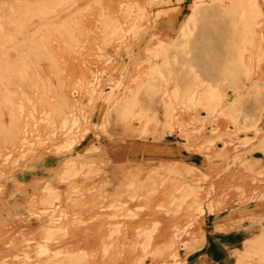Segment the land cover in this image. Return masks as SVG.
Instances as JSON below:
<instances>
[{
    "label": "rangeland",
    "instance_id": "374dc122",
    "mask_svg": "<svg viewBox=\"0 0 264 264\" xmlns=\"http://www.w3.org/2000/svg\"><path fill=\"white\" fill-rule=\"evenodd\" d=\"M194 2H79L84 4L82 18L89 21L94 44L107 37L120 43L89 51L84 65L69 73L64 99L58 100L54 91L41 101H30L46 105L54 112L53 118L62 114L67 121L78 120V134L91 126L92 142L80 154L64 160L70 164L67 168L58 167L49 175L45 163L55 160L59 146L67 149L73 141L70 137L59 132L37 134L28 125L27 138L19 141L18 137L9 139L7 129H0V228L8 229L13 235L6 236L19 245L32 249L26 252L29 256H42L40 246L46 242L41 238L50 234V228L104 229L103 223L110 220L117 222L116 228L145 229L139 233L143 243L149 242L143 236L154 235L155 229H172V234L156 243V259L149 254L147 264L161 260L158 254L168 251L171 244L180 253L173 264H264V18L247 37L245 30L231 33L242 0H231L221 12H215L216 4H209L206 16L202 8L194 10ZM260 2L264 5V0ZM183 23L185 32L178 38L175 31ZM161 25L172 29L156 33ZM147 37L154 39L153 46L159 52L178 55L157 62L141 57L135 64L110 55L136 52L135 43ZM226 42L237 47L233 53L227 51ZM190 47L197 48V54H192ZM102 52L108 54L101 56ZM148 84L159 88L151 92ZM140 90L161 94L155 99L166 103L154 105L159 107L158 113L150 110V104L117 102L121 94ZM199 109L205 112L192 121ZM137 124L143 131L135 128ZM187 125L190 129H184ZM216 125L228 127L213 146L209 131H217ZM203 126L209 132L205 136ZM154 127L155 135L146 132ZM184 132L191 134L186 136L189 147L179 144L176 137L168 138ZM55 137L60 141L57 145ZM122 138L124 145L140 138V144L155 145L154 138H166L167 146L183 152L163 162L146 153L139 152L144 161L135 152L129 153L114 182L115 163L109 147ZM189 154H199V160L190 162ZM76 163L79 172L71 176ZM145 180L147 191L138 190L137 185ZM89 182L98 184L76 196L75 187ZM133 185L137 194L130 197L127 188ZM117 190L125 193L116 203H107ZM160 196L156 214L136 207L153 205ZM73 197L80 201L71 202ZM57 198H61L60 203ZM166 213L162 223L158 214ZM208 215L214 217L213 226L204 224ZM195 219L197 223H193ZM192 228L195 232H187ZM99 234L90 232L92 237ZM121 235L115 233V238Z\"/></svg>",
    "mask_w": 264,
    "mask_h": 264
},
{
    "label": "bare ground",
    "instance_id": "6f19581e",
    "mask_svg": "<svg viewBox=\"0 0 264 264\" xmlns=\"http://www.w3.org/2000/svg\"><path fill=\"white\" fill-rule=\"evenodd\" d=\"M78 1L82 2L83 0ZM78 1L0 0V129H7L5 135L9 139L18 137L19 141L27 138L26 134L30 132L28 125H31L32 132L37 134H41L42 131L48 133L59 132L70 137L73 141L69 143L67 149H63L65 145L59 146L56 158H54L55 160L45 163L44 167L51 170L48 171L49 175L53 174V170L58 167L65 165L64 167L67 168L70 164H65L64 160L80 154L92 142L94 130L91 126H88L83 133L80 134L79 131L78 134L75 126L79 122L78 120L67 121L66 117L62 114H58L57 118H53L54 112L49 111L46 105L30 100L41 101L49 94H53L54 91L57 93L58 100L64 99V96L68 95L66 86L69 84H67L69 73L84 65V57L89 55V51L95 48L103 50L107 47H116L120 43L116 38L107 37L101 38L100 41L94 44V37L91 29L88 28L89 21L87 23L82 18L84 4H79ZM230 1L206 0L203 3H198L195 0L193 8L194 10L202 8L201 12L206 16L209 4H216L215 12H221ZM238 1L234 0V3ZM242 1L244 4L240 5H242L243 10L241 8L237 12L236 18L232 22L231 33L245 30V35L250 37L249 31L254 32L252 28L257 27L264 18V5L261 4L260 0ZM171 29L170 26L161 25L157 27L156 33L161 31L170 32ZM184 32L183 23V26L175 31V35L179 38L183 36ZM153 42L154 39L152 37L142 38L139 42L135 43L134 48H136V52L109 54L116 55L120 59L123 57V62H132L131 64L138 63L141 57H144L147 61L157 62L161 61L163 57L178 55V53L159 52L153 46ZM226 47L229 53H233V50L237 48L232 47L229 42H226ZM188 49L192 50V54H197L196 52H198L195 47ZM253 49L251 48L250 50L253 51ZM107 54L108 52H102L101 56ZM252 54L254 55L255 52L253 51ZM187 55H190V53H187ZM148 87H150L149 90L151 92L159 88V86L154 84H148ZM149 90L121 94L117 102L123 105L150 104V110L153 109L155 113H158L159 107H154V105L166 103V101L155 99L161 96V94L156 96ZM111 96H114V94ZM162 96L166 95L163 94ZM218 103H223V101H218ZM202 111L204 110H195L192 121H195L205 112ZM142 127V125L138 126L137 124L135 128H138V131H143ZM227 127L221 128L219 125H216L217 131H209L211 138H213V146L216 145L217 140L222 136L223 131ZM202 128L205 129L202 136H205L208 132V127L203 126ZM184 129L190 128L187 125ZM146 132L155 135L156 128L154 127L153 130L147 129ZM188 133H174L169 135L168 138L176 137L179 140V144L181 143L189 147L191 142L186 136L191 134ZM122 140L123 138L120 140V143L109 147L110 155L115 163V166L112 167L116 173L112 177L115 180L114 182L119 178L117 174L119 165H124V158L129 153L135 152L137 157L143 161L144 159L140 156L139 152L146 153L156 157V161L163 162L183 152L178 150L176 146H167L165 144V141L168 142L166 138L163 140L161 138H154L155 145L145 142L140 144L137 141L141 140V138L125 145ZM54 142H56L54 143L55 145L60 143L56 137L54 138ZM198 156L200 155L189 154L190 162L199 160ZM74 159L72 161H75ZM186 159H188L187 155ZM79 166V163H76L71 167V176L78 174ZM97 184L95 182H89V184L81 183L78 185L79 187H75L74 192L77 196L78 192L85 188L88 190L89 188H96ZM135 186L127 188L128 194L126 195L130 196L132 194L135 196L137 194V191L134 189ZM137 188L138 190L144 189L147 191L146 180L143 183H139ZM111 191H115V188ZM122 193L125 192L117 190L106 199V202L111 204L116 203V199ZM123 198L121 196V199ZM159 199H161V196L156 199L157 201L153 205L150 202V205H147V203L144 205L137 204L136 207H139L141 210H151L152 213L156 214V206H160L158 204ZM55 200L59 203L61 202V198ZM79 201L80 199H77V197L71 198V202L73 203ZM210 213L209 215H212L213 212L210 211ZM158 215L161 218L160 221L163 223L164 219L165 223V216L168 214ZM203 216L204 210H202L201 217L198 218L202 219ZM197 222V219L193 221V223ZM206 223L207 219L204 224ZM114 224H117V222L106 221L103 223L104 229H94L89 226L83 229L71 228L60 230V228H50L47 230L50 234L41 238L46 242L40 246L44 252L42 256H29L28 253L32 249H26L23 245H19L14 238L7 237L6 234L10 236L13 234L8 233V229L1 227L0 264H147L146 259L149 257V254H152L153 258L156 259L154 248H159L156 246V243L165 240L167 235L172 234V229L169 228L155 229L153 230L154 235L143 236L149 241L148 243H143V239L139 233L145 229L140 231L138 228H116ZM198 225L202 226L201 224ZM196 229H187V232L192 233ZM61 231L63 233H60ZM90 232H101V234L92 237ZM115 233H122V235L115 238ZM168 249V251L158 254L157 258L160 257L161 260L157 259L155 264H173V260H177L180 257V253L174 244H171ZM66 252L69 253V256L65 255Z\"/></svg>",
    "mask_w": 264,
    "mask_h": 264
},
{
    "label": "crops",
    "instance_id": "0c3cea01",
    "mask_svg": "<svg viewBox=\"0 0 264 264\" xmlns=\"http://www.w3.org/2000/svg\"><path fill=\"white\" fill-rule=\"evenodd\" d=\"M208 218V220H207V224H211V226H213V221H214V217L213 216H208L207 217ZM209 227V226H208ZM212 231H213V229H212ZM214 239H212V240H210V242L212 241V242H214L213 241ZM209 246H211V244H208V246L207 247H209ZM213 247H215L214 245H213Z\"/></svg>",
    "mask_w": 264,
    "mask_h": 264
}]
</instances>
